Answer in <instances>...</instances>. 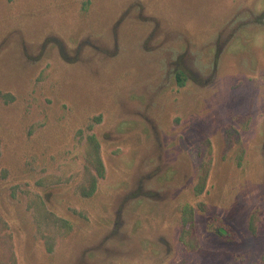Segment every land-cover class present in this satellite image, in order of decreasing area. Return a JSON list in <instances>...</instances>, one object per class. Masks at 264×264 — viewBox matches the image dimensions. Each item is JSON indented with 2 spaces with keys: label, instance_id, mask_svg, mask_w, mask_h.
<instances>
[{
  "label": "rangeland",
  "instance_id": "rangeland-1",
  "mask_svg": "<svg viewBox=\"0 0 264 264\" xmlns=\"http://www.w3.org/2000/svg\"><path fill=\"white\" fill-rule=\"evenodd\" d=\"M0 264H264V0H0Z\"/></svg>",
  "mask_w": 264,
  "mask_h": 264
},
{
  "label": "trees",
  "instance_id": "trees-1",
  "mask_svg": "<svg viewBox=\"0 0 264 264\" xmlns=\"http://www.w3.org/2000/svg\"><path fill=\"white\" fill-rule=\"evenodd\" d=\"M176 80L178 85H183V82L185 80V76L181 73V72H177L176 73ZM99 175L101 176V172L99 173ZM94 182L91 184V186L89 187V190L86 192V195H91L92 191L94 190Z\"/></svg>",
  "mask_w": 264,
  "mask_h": 264
}]
</instances>
